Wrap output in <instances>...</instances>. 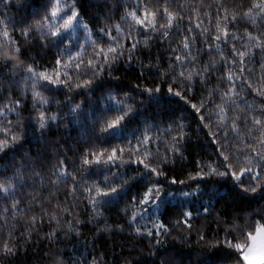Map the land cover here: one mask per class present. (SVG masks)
I'll list each match as a JSON object with an SVG mask.
<instances>
[{"label": "snow or ice", "instance_id": "1", "mask_svg": "<svg viewBox=\"0 0 264 264\" xmlns=\"http://www.w3.org/2000/svg\"><path fill=\"white\" fill-rule=\"evenodd\" d=\"M4 2L0 161L7 166L0 168V252L15 256L47 221L55 224L47 239L59 234L73 245L71 252L51 250L47 264H107L102 253L85 256L75 247L89 224L93 248L117 232L147 238L153 264H264V0H244L231 8L227 0H215L189 10L178 0H104L94 4L100 8L94 22H86L81 0ZM11 8L21 14L9 15ZM100 22L103 26L96 27ZM154 44L165 49L162 58L150 55ZM48 53L49 66L39 64ZM139 55L144 56L140 76L155 75L151 86L137 83L133 96L112 82ZM157 78L171 101L179 98L184 107L167 120L153 115L141 124L146 101L161 106ZM193 92L199 97L195 102L189 98ZM72 123L79 125L74 141L81 147L68 157L71 148L49 136ZM161 132L170 135L162 140ZM200 133L207 141L199 144L200 155L207 158L193 156L191 171L170 174L175 171L170 166L186 159L192 136L199 140ZM50 152L64 155L53 159ZM41 170L54 178L50 183L67 186L66 203L26 192L34 193L42 183ZM161 177L183 187L165 191ZM224 178L232 181L233 195L242 203L231 218H217L223 235L209 239L192 220L212 215L224 199L213 184ZM197 198L198 210L192 206ZM121 204V222L109 223L105 213ZM81 205L88 209L83 218ZM193 231L202 252L162 248L173 232L188 240ZM208 249L214 251L205 255ZM124 264H132L131 256Z\"/></svg>", "mask_w": 264, "mask_h": 264}, {"label": "trees", "instance_id": "2", "mask_svg": "<svg viewBox=\"0 0 264 264\" xmlns=\"http://www.w3.org/2000/svg\"><path fill=\"white\" fill-rule=\"evenodd\" d=\"M104 0H81V4L83 5V10L87 13L85 16L86 22H94V17L100 13V8L94 7V4H103ZM244 2V0H227V6L231 8L233 4H240ZM185 10H189L192 7H197L201 3L204 5H213L215 0H178ZM6 7L4 0H0V9ZM9 15H20V11L16 8H11L8 12ZM103 26V22L96 23V27ZM56 50L53 49L52 53ZM52 53H48L45 59H41L38 61L39 64H43L46 67L49 66V62L52 59ZM33 55H36V51L34 50ZM148 54V53H146ZM166 54L165 49L158 48L153 45L150 55L163 57ZM144 56L139 55L134 57L133 63L131 65L124 64L118 71L117 75H119L120 79L118 81H113V87H119L124 89V91H128L131 95H135L132 92V89L135 88L137 83H148L151 86L152 79L155 73H148V79L146 80L144 77L140 76V72L138 69L141 67L140 61H143ZM203 62V60H202ZM256 71H260L257 69ZM24 73L21 71L17 78H21ZM139 78V79H138ZM157 83L162 85L163 95L161 96V106L149 105L146 101L144 108H147V111H144V108H141V115L139 116V121L141 124L145 120L146 117H151L156 115L160 120H167L172 113H176L179 115L180 113L177 109H182L184 107V102L179 101V98H176L178 102H172L171 97L167 94L166 88L163 87V81H160L158 78L156 79ZM197 89H199V85H197ZM22 91L21 89L17 90ZM200 95H206V93H200ZM57 99L63 101V96L57 94ZM189 98L195 102L199 97L196 92L190 93ZM83 97H76L77 102H79ZM129 103H132V100L129 99ZM140 107V106H137ZM161 107L165 109V111H161ZM67 111V109H65ZM186 124H191L192 121L186 120ZM163 126V125H162ZM79 131V125L77 123L69 124L67 127L61 125L59 132L54 135L49 136V141H56L59 145H62L64 149L71 148V151L67 152L68 157H72L73 153L81 147V144L74 141V138L77 136ZM161 139L164 140L168 135L167 133L161 132ZM200 139L197 140L196 136H192V143L188 146V152L185 153L186 159L182 163H178L176 165H172L170 167L174 168L175 171L170 172V174H178L182 171V169L186 168L188 171H191L193 168L192 159L195 156L199 160H205L207 158V153L203 156L200 155L199 144L201 142L207 143L204 140L203 133H200ZM32 139V148L35 150L36 148V138L33 136ZM163 147H161V151H163ZM41 151H44L42 148ZM210 151V149H209ZM188 153H192V155H188ZM57 155L63 156L64 152H50V156L55 159ZM10 159V157H9ZM7 166L6 161H0V168H4ZM54 166V165H53ZM42 171V183H37L35 188V192L33 193L32 189H26V192L30 194H35L38 198H44L47 200L48 198L55 200H60L62 203H66L63 198L65 192L67 190L66 185H54L50 183V180H53V177H50L45 170ZM179 178H185L183 175L179 176ZM31 182L32 177L28 178ZM164 183V190L167 191L169 187L174 188L175 190H179L182 188V185L171 186L170 183L163 177L160 178ZM214 180L220 178H213ZM191 183V181H188ZM203 187V184L201 185ZM213 190L217 191L221 197L224 199L220 200L219 204L216 205L214 209H212L211 216H205L203 213L200 214L199 218H193L192 223L194 228L199 227L205 229V231L209 232L208 238L211 239L215 236L223 235L220 232V228L223 226L220 223H216L217 218L228 219L233 216L237 207L242 203L239 197L234 196L236 189L232 185V181L226 178L221 179L220 183L213 184ZM136 190H132V194L135 195ZM173 204L176 203V200L173 199L171 201ZM202 202L207 205L208 198L203 197ZM31 203V201H29ZM201 204V198H197L193 200L192 206L195 209H199ZM85 210L80 213L81 218L88 212V209L85 205H81ZM124 207L123 204L118 205L117 207L111 208L109 211L105 213L108 217V222L111 224H116L121 222L122 212L121 209ZM21 223L24 221L21 220ZM55 226L54 222L50 225L47 221L40 225L39 234H33V239L29 240L15 256H4L2 252H0V264H47L48 261V253L56 247H66V249L71 252L72 251V243L62 235H57V237L52 238L51 240L45 237V233H48ZM19 227V225L17 226ZM93 227L91 224L88 225L87 228H82V235L77 237L76 239L79 241L75 245V247L79 251H83L85 256H87L88 252H92V255L95 256L97 252L102 253V257L100 258L103 261H106L107 264H124V258L131 256L132 264H137V261L140 264H153V257L150 256L149 248L151 245H148L147 238L138 237L135 233L131 231H125L124 233H119L115 236H109V239L105 243H97L95 248H93L94 237L91 232H89V228ZM4 231V229H0V232ZM198 237L196 236L195 231H193L188 240H181L177 237L176 233L173 232L171 235L165 238V244L162 248L167 249H175L182 253H199L203 251V245L197 242ZM3 239L0 238V245H2ZM147 245V247H146ZM214 251L213 249H208L207 252H204L205 255ZM195 258V256L193 257Z\"/></svg>", "mask_w": 264, "mask_h": 264}]
</instances>
